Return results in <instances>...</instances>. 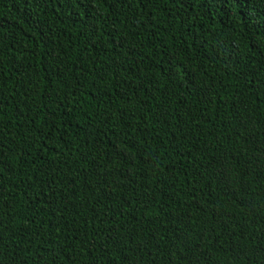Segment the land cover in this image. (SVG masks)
<instances>
[{
    "label": "trees",
    "instance_id": "16d2710c",
    "mask_svg": "<svg viewBox=\"0 0 264 264\" xmlns=\"http://www.w3.org/2000/svg\"><path fill=\"white\" fill-rule=\"evenodd\" d=\"M0 264H264V0H0Z\"/></svg>",
    "mask_w": 264,
    "mask_h": 264
}]
</instances>
